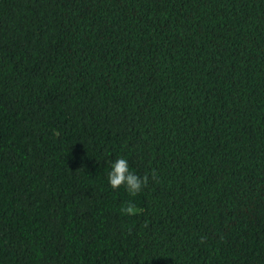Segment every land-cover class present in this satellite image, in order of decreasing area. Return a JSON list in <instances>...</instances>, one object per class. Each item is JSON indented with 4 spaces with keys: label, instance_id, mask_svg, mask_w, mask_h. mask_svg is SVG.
Returning <instances> with one entry per match:
<instances>
[{
    "label": "trees",
    "instance_id": "1",
    "mask_svg": "<svg viewBox=\"0 0 264 264\" xmlns=\"http://www.w3.org/2000/svg\"><path fill=\"white\" fill-rule=\"evenodd\" d=\"M0 264H264V0H0Z\"/></svg>",
    "mask_w": 264,
    "mask_h": 264
},
{
    "label": "clouds",
    "instance_id": "2",
    "mask_svg": "<svg viewBox=\"0 0 264 264\" xmlns=\"http://www.w3.org/2000/svg\"><path fill=\"white\" fill-rule=\"evenodd\" d=\"M107 181L113 191L123 187L130 196L135 197L143 191L147 178L133 172L128 159L120 157L111 163L110 170L107 173ZM139 211L136 205L131 202L121 208V213L126 216H133Z\"/></svg>",
    "mask_w": 264,
    "mask_h": 264
}]
</instances>
